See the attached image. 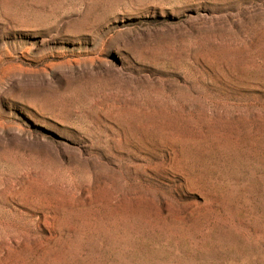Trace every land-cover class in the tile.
Here are the masks:
<instances>
[{
	"label": "rangeland",
	"instance_id": "obj_1",
	"mask_svg": "<svg viewBox=\"0 0 264 264\" xmlns=\"http://www.w3.org/2000/svg\"><path fill=\"white\" fill-rule=\"evenodd\" d=\"M0 264H264V0H0Z\"/></svg>",
	"mask_w": 264,
	"mask_h": 264
}]
</instances>
